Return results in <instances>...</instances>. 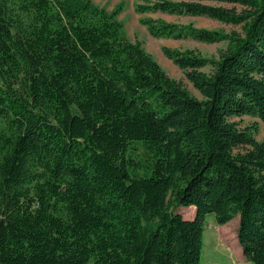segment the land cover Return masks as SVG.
Wrapping results in <instances>:
<instances>
[{
	"label": "trees",
	"instance_id": "obj_1",
	"mask_svg": "<svg viewBox=\"0 0 264 264\" xmlns=\"http://www.w3.org/2000/svg\"><path fill=\"white\" fill-rule=\"evenodd\" d=\"M92 0H0V264H201L205 216H239L264 264V0H139L171 78ZM206 16L205 29L146 13ZM180 206L195 207L188 219Z\"/></svg>",
	"mask_w": 264,
	"mask_h": 264
},
{
	"label": "rangeland",
	"instance_id": "obj_2",
	"mask_svg": "<svg viewBox=\"0 0 264 264\" xmlns=\"http://www.w3.org/2000/svg\"><path fill=\"white\" fill-rule=\"evenodd\" d=\"M95 4L104 7L107 11H112L116 6L121 5V11L117 19L122 22L125 36L131 41L140 42L141 46L148 52L173 79L180 81L182 85L198 98L199 92L192 83L185 77L183 71L175 65L163 53V47L186 49L191 48L207 57H217L219 50L225 47V43H206L193 38L172 39L164 37H153L149 34L146 26L139 22L140 16L134 11V3L139 0H92ZM144 16L162 18L169 22L179 24H193V26L205 29H222L229 31L232 26L224 24L206 16L174 15L160 12L146 13ZM233 120L240 122L242 126L258 122V130L255 133L257 140H264V124L257 118L244 115L234 117ZM178 211L184 218H191L195 213L193 206H180ZM239 216L236 215L225 224H218L213 214L205 216L203 229V248L201 253V264H252L247 260L242 252L241 245L237 238V227Z\"/></svg>",
	"mask_w": 264,
	"mask_h": 264
},
{
	"label": "crops",
	"instance_id": "obj_3",
	"mask_svg": "<svg viewBox=\"0 0 264 264\" xmlns=\"http://www.w3.org/2000/svg\"><path fill=\"white\" fill-rule=\"evenodd\" d=\"M194 215H195V213H194ZM194 215H193L191 218H193V217H194ZM191 218H188V219H191Z\"/></svg>",
	"mask_w": 264,
	"mask_h": 264
}]
</instances>
